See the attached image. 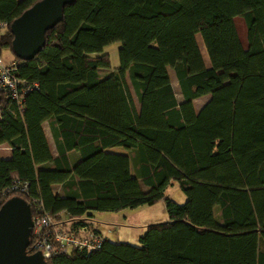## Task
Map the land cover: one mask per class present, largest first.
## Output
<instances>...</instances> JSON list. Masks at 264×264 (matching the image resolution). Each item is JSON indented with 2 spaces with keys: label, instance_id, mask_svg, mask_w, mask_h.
<instances>
[{
  "label": "trees",
  "instance_id": "16d2710c",
  "mask_svg": "<svg viewBox=\"0 0 264 264\" xmlns=\"http://www.w3.org/2000/svg\"><path fill=\"white\" fill-rule=\"evenodd\" d=\"M40 1L0 0L1 54H14L11 26ZM241 1L249 10L237 0H75L35 59L14 54L16 75L39 89L23 115L2 97L0 146L12 154L0 155V195L27 184L22 198L41 201L61 226L163 202L169 217L146 226L137 245L106 239L47 264H264V1ZM114 43L120 66L102 77ZM173 183L184 204L166 194Z\"/></svg>",
  "mask_w": 264,
  "mask_h": 264
},
{
  "label": "water",
  "instance_id": "95a60500",
  "mask_svg": "<svg viewBox=\"0 0 264 264\" xmlns=\"http://www.w3.org/2000/svg\"><path fill=\"white\" fill-rule=\"evenodd\" d=\"M75 0H42L11 26L12 50L23 61H31L44 49L47 33L63 22L64 10ZM0 96V105H1ZM33 229L31 205L13 197L0 209V264H47L41 252L28 253Z\"/></svg>",
  "mask_w": 264,
  "mask_h": 264
},
{
  "label": "built area",
  "instance_id": "2783aa9c",
  "mask_svg": "<svg viewBox=\"0 0 264 264\" xmlns=\"http://www.w3.org/2000/svg\"><path fill=\"white\" fill-rule=\"evenodd\" d=\"M7 28V24H0V35ZM18 71L14 62L6 63L0 53V96H6L15 104L17 113L23 115L26 111V96L34 90L39 89L38 84H31L27 80L16 75ZM4 113L2 101L0 105V119ZM29 187L27 184L14 182L13 186L0 195V205L13 197L27 195ZM13 195V196H11ZM11 196V197H9ZM33 214V238L32 251L41 252L47 261L58 256H71L75 252L90 254L103 247L105 235L92 222L82 225L69 224L68 226L57 225L51 214L45 209L41 201L30 203ZM33 206V207H32Z\"/></svg>",
  "mask_w": 264,
  "mask_h": 264
},
{
  "label": "rangeland",
  "instance_id": "374dc122",
  "mask_svg": "<svg viewBox=\"0 0 264 264\" xmlns=\"http://www.w3.org/2000/svg\"><path fill=\"white\" fill-rule=\"evenodd\" d=\"M237 1L239 5L244 6L245 10H249V7L243 4L241 0H237ZM261 1H264V0H261ZM236 27L242 36L243 43L246 44V42H248L247 41V27H246V24L243 18H239L237 20ZM198 42L202 48L203 56L206 62H208V56L204 48L202 38L200 36L198 37ZM120 46H121L120 43H114V44L109 45L105 49V52L110 55L111 69L101 71L102 77L110 75L116 69L119 68L120 66V61H119ZM246 48H248V46ZM2 58L8 64L14 61V54L12 53L11 50H4L2 52ZM171 75H172V83L176 89L175 92L178 94L180 93L179 84L177 82L176 76L173 71H171ZM45 127L47 131H49L48 125H45ZM9 151H10V147L7 145H3L2 147H0L1 157L5 158V155L9 153ZM167 195L179 204H184L187 200L186 195L183 193V191L180 189L177 183H174V185L169 186L167 190ZM141 209L142 208L135 209V210L127 209V210H122L117 213H97L95 224L98 225L99 227L100 226L102 227L103 224H105L103 222L108 221L110 223L109 226H112L115 229V233H113L110 236L112 239H115L117 237L116 236L117 232L120 231L119 233H121L123 241H127V243L137 245L140 237L145 233V230L142 226L143 222H150L148 224H154V223L166 222L169 220L168 216L163 217L161 206H157L154 208L147 206L143 210ZM110 216L116 217V218H113L111 220L110 219L106 220ZM126 216L128 218L127 222H125ZM103 228H105V226H103Z\"/></svg>",
  "mask_w": 264,
  "mask_h": 264
},
{
  "label": "crops",
  "instance_id": "0c3cea01",
  "mask_svg": "<svg viewBox=\"0 0 264 264\" xmlns=\"http://www.w3.org/2000/svg\"><path fill=\"white\" fill-rule=\"evenodd\" d=\"M239 18H235V23H236V26H237V20H238ZM238 30V29H237ZM238 33H239V37H240V40H241V43H242V45H243V47L245 48V49H247L246 47L248 46V42H246V44L245 43H243V41H242V36H241V34H240V32L238 31ZM248 41V40H247ZM171 71H173V70H169V73H170V78H171V83H172V75H171ZM174 72V71H173ZM174 74H175V72H174ZM176 76V75H175ZM176 79H177V77H176ZM177 82H178V80H177ZM179 84V83H178ZM172 86H173V89H174V92H175V87H174V85H173V83H172ZM179 89H180V86H179ZM175 94H176V98H177V101H178V103L179 104H182L183 102H184V98H183V95H182V93H181V89H180V93H176L175 92ZM210 99H211V96L210 95H208V96H204V97H202V98H199V99H197V100H195L194 101V107H195V110H196V112H199V111H201V109L210 101ZM45 125H48V123H45L44 125H43V128H44V131H45V133H46V136H47V139H48V142H49V145H50V148H51V152H52V155L54 156V157H57L58 156V152H57V149H56V146H55V143H54V141H53V138H52V135H51V132H50V129H49V125H48V130L49 131H47V129H46V127H45ZM3 146V145H2ZM2 146H0V147H2ZM8 146V145H7ZM110 152H112V153H115V154H121V155H129V153L127 152V151H125L124 149H122V148H114V149H111L110 150ZM78 152H72V153H70L69 154V160H70V163H71V165H75L78 161H79V159H80V154L78 155L77 154ZM11 154H12V150H11V148H10V151H9V153H7L6 155H5V159H9L10 157H11ZM132 173L134 174V171H133V169H132ZM172 185H174V183L172 184ZM171 185V186H172ZM168 190V189H167ZM55 191L58 193V194H62V190H61V187L60 186H55ZM166 194H167V192H166ZM157 206H161V210H162V215H163V217H165V216H168V214H167V208H166V204L163 202V203H160V204H158V205H155V206H153V207H151V208H154V207H157ZM145 207H142V209L141 210H143ZM113 218H116V217H108L106 220H111V219H113ZM127 216H126V221L125 222H127ZM168 219H169V217H168ZM95 220H96V215H95ZM103 223H105V224H103V226H105V228H103V226L100 228L98 225H96L95 224V226L99 229V231H101L104 235H105V237L108 239V240H110V241H112V242H124V243H127V241H123L122 240V236H121V233H119V232H117V237L115 238V239H112L110 236L113 234V233H115V229L112 227V226H109L110 225V223L108 222V221H106V222H103ZM148 223H150V222H143V228H144V230H146V226H148V225H151V224H148ZM155 224V223H154Z\"/></svg>",
  "mask_w": 264,
  "mask_h": 264
}]
</instances>
